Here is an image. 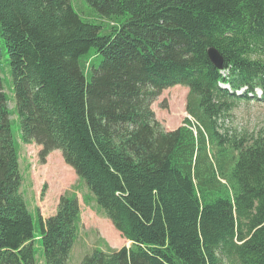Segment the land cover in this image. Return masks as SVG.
<instances>
[{"label": "trees", "instance_id": "1", "mask_svg": "<svg viewBox=\"0 0 264 264\" xmlns=\"http://www.w3.org/2000/svg\"><path fill=\"white\" fill-rule=\"evenodd\" d=\"M85 2L94 20L71 0H0V264H36L37 245L45 264H68L80 225L75 193L47 220L29 211L11 116L42 162L61 152L130 243L81 264H264V137L223 126L264 101V0ZM92 48L97 65L83 59ZM175 86L196 133L189 119L172 132L156 119Z\"/></svg>", "mask_w": 264, "mask_h": 264}, {"label": "rangeland", "instance_id": "2", "mask_svg": "<svg viewBox=\"0 0 264 264\" xmlns=\"http://www.w3.org/2000/svg\"><path fill=\"white\" fill-rule=\"evenodd\" d=\"M71 2L83 19L97 18L96 13L85 0H71ZM83 59L92 65H97L99 62L96 59V50L93 48ZM1 77L3 91L9 98L8 108L12 110L15 107V99L11 89V71L7 62L2 63ZM188 92L185 87L175 86L162 92L153 104L152 109L156 119L166 132L182 127L188 118L186 112ZM10 123L14 140L20 145V172L23 179L21 193L29 211L33 215L35 211H39L41 217L47 220L55 215L63 195L71 193L77 195L80 225L68 264H81L82 259L96 249L106 250L110 247L120 250L130 247V243L122 238L97 206L92 194L80 182L74 170L65 164L61 152L51 153L45 162H42L40 159L42 147L35 143L31 145L22 143L19 120L11 116ZM223 126L226 130L246 133L248 136L264 137V101L251 100L240 103ZM36 229L39 231L38 225ZM36 252V264H45L43 249L39 245L36 246Z\"/></svg>", "mask_w": 264, "mask_h": 264}, {"label": "water", "instance_id": "3", "mask_svg": "<svg viewBox=\"0 0 264 264\" xmlns=\"http://www.w3.org/2000/svg\"><path fill=\"white\" fill-rule=\"evenodd\" d=\"M208 57L217 69L222 70L224 60L215 48H210L208 50Z\"/></svg>", "mask_w": 264, "mask_h": 264}, {"label": "built area", "instance_id": "4", "mask_svg": "<svg viewBox=\"0 0 264 264\" xmlns=\"http://www.w3.org/2000/svg\"><path fill=\"white\" fill-rule=\"evenodd\" d=\"M257 95H258L259 97H261L262 93H261V92H257ZM188 119H189V121H190V125H187V127H188L190 130H192V131H194V132L196 133V127H195L196 122H195L194 119L191 118L190 116H188Z\"/></svg>", "mask_w": 264, "mask_h": 264}]
</instances>
